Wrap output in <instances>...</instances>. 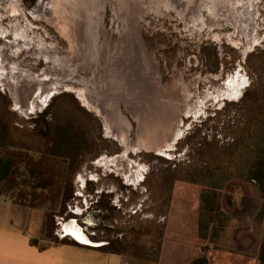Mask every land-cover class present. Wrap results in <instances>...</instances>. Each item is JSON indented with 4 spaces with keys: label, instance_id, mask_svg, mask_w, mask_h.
I'll return each instance as SVG.
<instances>
[{
    "label": "rangeland",
    "instance_id": "1",
    "mask_svg": "<svg viewBox=\"0 0 264 264\" xmlns=\"http://www.w3.org/2000/svg\"><path fill=\"white\" fill-rule=\"evenodd\" d=\"M154 1L0 0V116L28 149L4 185L23 211L0 214L42 229L41 248L82 245L76 224L84 247L157 264L201 184L221 185L245 248L263 245L246 175L264 148V0Z\"/></svg>",
    "mask_w": 264,
    "mask_h": 264
},
{
    "label": "trees",
    "instance_id": "2",
    "mask_svg": "<svg viewBox=\"0 0 264 264\" xmlns=\"http://www.w3.org/2000/svg\"><path fill=\"white\" fill-rule=\"evenodd\" d=\"M28 150L20 142L14 140L10 131L0 116V197H7L9 193L17 190V185L9 190L4 185L11 181L13 177L14 160L10 152ZM259 160L255 161L247 173V178L258 185L264 195V148L259 153ZM205 181V180H204ZM204 188L198 194V201L201 203L196 208V212L190 216L187 222L179 229V232L166 233L161 244L159 261L161 264L164 259L165 264H175V259L181 262V256L184 257L182 264H256L264 263V241L263 245L257 249L255 246L245 248L240 243L234 246H224L223 236L230 232L232 223L222 215L220 210V186L212 184H201ZM33 194H22L19 200L23 201L22 206L37 208L39 206H30L29 199ZM9 196V195H8ZM36 196V195H35ZM33 196V197H35ZM15 199V197H13ZM43 207H40L42 209ZM195 211V210H194ZM243 226H239V229ZM183 244L194 243L197 250L188 247L177 249L169 248L164 254V244H174V242ZM31 245L38 247V240H31ZM113 254L119 255L116 252ZM175 256V257H174ZM222 257V258H221ZM183 261V260H182ZM226 261V263H224Z\"/></svg>",
    "mask_w": 264,
    "mask_h": 264
},
{
    "label": "crops",
    "instance_id": "3",
    "mask_svg": "<svg viewBox=\"0 0 264 264\" xmlns=\"http://www.w3.org/2000/svg\"><path fill=\"white\" fill-rule=\"evenodd\" d=\"M0 205H6L7 209L14 211H23L21 207L15 206L13 202L5 197H0ZM35 211V210H31ZM22 217H13L0 214V264H124L123 259L115 254H104L98 252L97 248L84 247L82 245H51L45 248L31 245V240L40 241L43 235L42 229L38 232V237H32L23 231ZM16 226H18L16 228ZM43 227V226H42ZM232 230H230L231 232ZM240 231V230H238ZM230 232L226 235H230ZM227 246L240 243L236 230L232 231ZM242 245V244H241ZM182 247L197 250V245L189 243L174 242V244H164V254L169 249H181ZM95 249V250H94ZM175 257V256H174ZM183 260V261H182ZM184 257L181 256V262L175 259V264H182ZM161 264H165L162 259Z\"/></svg>",
    "mask_w": 264,
    "mask_h": 264
},
{
    "label": "bare ground",
    "instance_id": "4",
    "mask_svg": "<svg viewBox=\"0 0 264 264\" xmlns=\"http://www.w3.org/2000/svg\"><path fill=\"white\" fill-rule=\"evenodd\" d=\"M145 1H146V0H145ZM158 1H159V0H158ZM205 1H206V0H205ZM230 1H231V0H230ZM233 1H235V0H233ZM237 1H238V0H237ZM242 1H243V0H242ZM242 1H241V2H242ZM67 2H68V1H67ZM72 2H73V1H72ZM154 2H156V0H155ZM161 2H162V0H161ZM172 2H173V1H172ZM213 2H214V1H213ZM228 2H229V1H228ZM85 3H86V2H85ZM148 3H149V2H148ZM157 3H158V2H157ZM159 3H160V2H159ZM207 3H208V2H207ZM235 3H236V2H235ZM237 3H238V2H237ZM73 4H74V3H73ZM75 4H76V3H75ZM83 4H84V3H83ZM86 4H88V3H86ZM89 4H90V3H89ZM129 4H130V3H129ZM142 4H143V3H142ZM144 4H145V3H144ZM146 4H147V3H146ZM216 4H218V3H216ZM225 4H226V3H225ZM225 4H224V5H225ZM228 4H231V3H228ZM224 5H223V6H224ZM234 5H236V4H234ZM240 5H241V4H240ZM74 6H75V5H74ZM76 6H77V5H76ZM80 6H81V5H80ZM84 6H85V5H84ZM103 6H104V5H103ZM120 6H121V4H120ZM142 6H144V5H142ZM145 6H146V5H145ZM148 6H150V5H148ZM148 6H147V7H148ZM171 6H172V5H171ZM212 6H213V5H212ZM238 6H239V5H238ZM82 7H83V6H82ZM90 7H91V6H90ZM92 7H93V6H92ZM124 7H125V6H124ZM134 7H135V6H134ZM180 7H181V5H180ZM213 7H214V6H213ZM84 8H85V7H84ZM126 8H127V7H126ZM145 8H146V7H145ZM174 8H175V7H174ZM206 8H207V7H206ZM206 8H205V9H206ZM214 8H216V7H214ZM229 8H230V7H229ZM40 9H41V8H40ZM90 9H91V8H90ZM146 9H147V8H146ZM183 9H184V8H183ZM211 9H212V8H211ZM230 9H231V8H230ZM124 10H125V9H124ZM217 10L219 11V9H216V11H217ZM90 11H91V10H90ZM92 11H93V10H92ZM193 11H194V10H193ZM231 11H232V10H231ZM53 12H55V11H53ZM53 12H51V13H53ZM131 12H132V11H130V13H131ZM45 13H46V12H45ZM55 13H56V12H55ZM87 13H88V12H87ZM92 13H93V12H92ZM128 13H129V12H128ZM207 13H208V12H207ZM210 13H211V12H210ZM213 13H214V12H213ZM213 13H212V14H213ZM239 13H240V12H239ZM41 14H43V12H42ZM41 14H40V15H41ZM56 14H57V13H56ZM90 14H91V13H90ZM135 14H136V13H135ZM223 14H224V13H223ZM234 14H236V11H235ZM34 15H36V14H34ZM37 15H38V14H37ZM46 15H47V14H46ZM53 15H54V14H53ZM92 15H93V14H92ZM142 15H143V14H142ZM51 16H52V15H51ZM57 16H59V15H57ZM212 16H213V15H212ZM216 16H217V15H216ZM226 16H227V15H226ZM234 16H235V15H234ZM91 17H92V16H91ZM228 17H229V16H228ZM46 18H47V17H46ZM67 18H68V17H67ZM73 18H74V17H73ZM59 19H62V18L59 17ZM64 19H65V18H64ZM69 19H70V18H69ZM76 19H77V18H76ZM80 19H81V18H80ZM80 19H79V20H80ZM94 19H95V18H93V20H94ZM51 20H52V19H51ZM215 20H216V19H215ZM65 21H66V20H65ZM68 21H70V20H67L66 22H68ZM59 22H60V20H59ZM96 22H97V21H96ZM56 23H57V22H56ZM64 23H65V22H64ZM71 23H72V22H71ZM59 25H60V23H59ZM65 25H66V24H63L64 27H65ZM77 25H78V24H77ZM97 25H98V24H97ZM69 26H70V25H69ZM69 26H68V27H69ZM79 27H80V26H79ZM61 31H63V30H61ZM72 31H73V30H72ZM59 32H60V31H59ZM62 33H63V32H62ZM72 33H73V32H72ZM74 34H75V33H74ZM70 35H71V33H70ZM71 36H72V35H71ZM66 233H67V232H66ZM69 235H72L73 237H76L74 234H69ZM79 236H80V235H79ZM80 237H82V238H80L79 240L77 239L78 237H76L75 239L78 240L81 244H84V245H87V246H88V245L91 246L92 243H91L90 241H88L85 237H83V235L80 236ZM83 240H85L86 242H84Z\"/></svg>",
    "mask_w": 264,
    "mask_h": 264
},
{
    "label": "flooded vegetation",
    "instance_id": "5",
    "mask_svg": "<svg viewBox=\"0 0 264 264\" xmlns=\"http://www.w3.org/2000/svg\"><path fill=\"white\" fill-rule=\"evenodd\" d=\"M73 224V223H72ZM74 225V227L73 226H71V225H67L66 227H65V232H67L68 234H74L76 237H78L77 239L79 240L80 238H82V237H80V236H82L83 235V237H85L87 240H88V238L84 235V233H82V231H81V229L76 225V224H73ZM80 235V236H79ZM72 236V235H71ZM76 237H74V238H76ZM84 242H86L85 240H83ZM88 241H90V240H88ZM91 242V241H90ZM82 245H84V244H82Z\"/></svg>",
    "mask_w": 264,
    "mask_h": 264
}]
</instances>
